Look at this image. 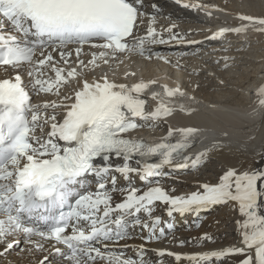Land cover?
<instances>
[{
  "label": "snow or ice",
  "instance_id": "snow-or-ice-1",
  "mask_svg": "<svg viewBox=\"0 0 264 264\" xmlns=\"http://www.w3.org/2000/svg\"><path fill=\"white\" fill-rule=\"evenodd\" d=\"M151 7L153 13L159 11L155 4ZM142 8L143 0H0V65L19 68L27 64L33 91L38 95L59 96L60 88L80 75L76 68L65 75V69L57 67L54 59L53 53H57L60 61L68 64L72 51L65 49L69 45L76 46L77 67L94 69L99 66L97 61L106 64L109 55L145 56L146 43L169 42L156 30L155 14L149 15ZM145 17L146 34L130 44L128 38L133 37L134 29ZM238 19L260 25L257 30L264 31V18L239 16ZM9 25L18 35L4 31ZM174 27L175 24L165 29L170 33L169 40L183 42L184 38L173 32ZM245 27L221 29L209 39H217L228 31L240 33ZM86 44L108 51L92 53L85 63L80 55ZM37 54L42 58L34 59ZM45 68H50L55 79L44 78ZM151 83L154 81L128 87L109 82L106 76L102 82L89 83L85 79L74 95L33 105L20 75L14 81H0V245H4V252L12 249L13 240L22 234L25 243L33 244L37 250L43 245L33 241L34 236L65 245L70 250L67 258L73 264H96L97 260L106 264H147L143 259L144 245L139 247L136 259L108 249L129 239L130 228L149 231L142 238L145 244L163 238L162 228L157 235L161 220L152 216L157 202L166 205L171 216L173 212L199 213L232 201L244 217L242 222H237L242 247L186 258L193 264L226 257H240L237 264H264V214L259 213V201L264 198V169L238 172L230 168L217 184H202V192L187 196H173L158 184L143 191L134 185L117 188L118 177L131 184L134 176L143 182L161 175L165 166L196 169L208 154L205 151L195 157L182 155L193 147L188 142L146 145L126 138L125 134L139 127L135 118L155 121L171 115L163 103L151 113L146 111V102L140 94ZM164 91L169 97L183 95L178 87L171 90L165 87ZM257 94L262 97L259 104L264 106V85ZM67 100L72 102L66 104ZM59 108L65 109L62 119L57 117ZM41 117L43 124L38 123ZM44 124L50 128L46 139L35 135L37 127L43 133ZM178 131L187 141L198 129ZM171 135L169 130L168 136ZM153 157L159 159L148 162ZM114 158L121 163L114 164ZM133 161L136 167L132 166ZM92 185L95 191L89 190ZM118 190L123 200L113 206L111 193ZM140 213L148 220H142ZM168 228L171 231L172 226ZM69 229L71 234H66ZM201 239L211 240V237L205 235ZM166 254L181 260L179 254L158 252L159 256Z\"/></svg>",
  "mask_w": 264,
  "mask_h": 264
},
{
  "label": "bare ground",
  "instance_id": "bare-ground-1",
  "mask_svg": "<svg viewBox=\"0 0 264 264\" xmlns=\"http://www.w3.org/2000/svg\"><path fill=\"white\" fill-rule=\"evenodd\" d=\"M201 7L213 14L198 11L191 7H184L174 0H143L142 10L149 15L155 14V28L161 36L169 41L163 44H145V56L136 53H117L115 58L106 57L108 62L97 61L98 67L81 69L77 67L75 45H69L65 51H72L68 64L60 61L59 55L53 53L57 67L68 70L76 68L80 73L76 79H69L68 83L60 88V95L36 94L28 76L27 64L13 68L11 66L0 68V81L14 80L16 75L21 76L22 84L31 97L33 105L43 104L46 101H59L65 96H72L73 92L82 88L83 81L89 83L102 81L107 77L109 82L125 84L128 87L140 82L149 84L140 98L145 100V109L148 113L155 111L160 103L171 110V115L153 121L151 118L143 120L135 118L139 125L137 129L125 134L131 138L148 139L156 143L188 142L193 147L187 149L182 155L195 157L207 151L196 169L191 167L175 169L165 166L161 175L151 177L148 181H140L136 176L128 181L119 178L117 188L122 189L136 186L141 191L157 184L173 196H187L193 192H202V184L215 185L219 178L230 168L238 172L264 169V106L259 104L262 98L258 89L264 85V31L257 29L260 25H249L247 21L238 19L239 16L264 18V0H199ZM159 9L153 13L152 5ZM223 14V17L218 15ZM175 24L173 32L183 37V42L169 40L170 33L166 28ZM218 25L245 27V31L221 38L209 39ZM4 30H12L7 26ZM147 17L138 24L134 36L128 40L135 43L136 38L146 34ZM206 30V31H205ZM185 32V33H184ZM197 41V43H192ZM102 43V42H94ZM108 51L84 45L80 59L85 63L92 58V53L99 54ZM151 58H147V57ZM42 57L37 54L34 59ZM251 67L246 68L239 76L232 74L238 63ZM241 66V65H240ZM231 68V72L224 69ZM44 78L55 79L50 68L44 69ZM212 74V75H211ZM263 75L261 79L252 75ZM168 89L179 88L183 95L169 97L165 95ZM153 93L156 98L153 99ZM70 104L72 101H64ZM183 109V110H182ZM52 110L49 109L50 113ZM58 119L65 113L64 108L56 109ZM190 112V114H188ZM43 117L38 123L43 124ZM195 128L198 132L183 140L179 129ZM49 125L44 124L43 133L37 127L36 135L47 138ZM169 130L172 135L169 137ZM149 160L148 162H156ZM220 174L217 180L211 175ZM217 175V176H218ZM111 188V185L108 186ZM113 206L123 200L121 191L112 192ZM259 213L264 214V198L259 201ZM142 220H148L144 213L139 214ZM153 217H159L161 224L157 228V235L162 228L165 236L157 241L145 244L143 237L149 231L142 227L130 228V238L110 246L108 251L122 253L125 258H137L139 247L144 245L143 259L147 264H193L186 257L222 250L228 247H242L241 236L237 222L244 217L239 213L235 202L218 204L202 210L199 213L173 212L168 215L167 206L156 204L153 206ZM2 218V217H0ZM171 225V231L168 226ZM197 225V226H196ZM197 227V229H196ZM211 240L201 239L203 236ZM166 237V238H165ZM9 239H12L11 237ZM43 245L37 250L33 244L25 243L20 234L15 240L12 249L4 252V245H0V264H73L69 260L67 250L52 241L40 240L32 237ZM21 241V242H20ZM183 242V243H181ZM21 246V248H19ZM99 247V245H96ZM59 250V251H58ZM179 254L181 260L177 261L175 255L159 256L158 252ZM46 260H44V259ZM240 257H226L221 261L215 258L209 261H200L199 264H237ZM96 264L106 262L96 261Z\"/></svg>",
  "mask_w": 264,
  "mask_h": 264
},
{
  "label": "rangeland",
  "instance_id": "rangeland-1",
  "mask_svg": "<svg viewBox=\"0 0 264 264\" xmlns=\"http://www.w3.org/2000/svg\"><path fill=\"white\" fill-rule=\"evenodd\" d=\"M263 62H264V59L262 60ZM241 65V66H240ZM248 65H246L245 66V64L243 65V63H238V65L237 66H235L234 67V69L232 68V72L231 71H229V70H231V68H228V69H224L226 72H231L232 74H235V76H239L240 75V71H241V73L244 71V69H246V68H249V67H247ZM249 69H251V67L249 68ZM212 75V74H211ZM263 75L261 74V75H259V76H256V75H252V76H250L251 77V80L252 81H254L256 78L255 77H259L260 79H261V77H262ZM217 173V172H216ZM217 175H218V173H217ZM217 175H211V177L213 178V179H215V180H217L218 178H219V176H220V174L217 176ZM197 226V225H196ZM196 229H197V227H196ZM166 238V237H165ZM17 242V241H16ZM16 242L14 243V244H16ZM21 242V241H20ZM19 248H21V246L19 247ZM44 259V258H43ZM44 260H46V259H44Z\"/></svg>",
  "mask_w": 264,
  "mask_h": 264
}]
</instances>
